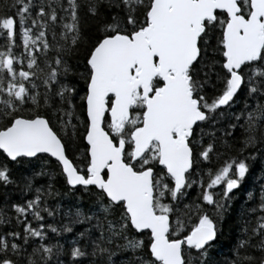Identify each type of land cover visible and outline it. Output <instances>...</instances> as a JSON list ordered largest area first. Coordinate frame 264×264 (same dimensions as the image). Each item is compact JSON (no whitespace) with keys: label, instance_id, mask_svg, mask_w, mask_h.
Returning <instances> with one entry per match:
<instances>
[{"label":"snow or ice","instance_id":"snow-or-ice-1","mask_svg":"<svg viewBox=\"0 0 264 264\" xmlns=\"http://www.w3.org/2000/svg\"><path fill=\"white\" fill-rule=\"evenodd\" d=\"M17 26L24 49L18 54L12 51ZM0 35L6 47L0 51V152L15 164L54 158L69 192L82 190L92 201L88 213L65 211L70 220L60 231L87 224L79 235L90 237L99 230L91 254L103 264H115L116 254L104 246L105 234L109 245L113 237L123 241L116 251L130 253L125 264H212L233 190L255 151L264 163V0H0ZM240 97L255 106L230 114L228 128L243 118L244 135L238 155L209 170L201 185L198 199L211 211L184 203L187 190L201 183L193 178L199 161L214 149L204 143L205 128ZM77 98L83 117L75 112ZM81 129L86 143L78 166L74 142ZM32 175L52 180L44 168ZM10 183L7 164L0 163V184ZM218 185L219 192L209 191ZM47 189L37 187L32 199L10 205L23 230L0 234V264H53L54 256L62 264V246L43 242L41 213L52 216L46 199L59 195L52 183ZM21 190H33L31 177ZM258 208L262 214L254 224L245 221V238L224 264H264V184ZM10 220L0 212V224ZM69 254L87 255L79 247Z\"/></svg>","mask_w":264,"mask_h":264},{"label":"trees","instance_id":"trees-1","mask_svg":"<svg viewBox=\"0 0 264 264\" xmlns=\"http://www.w3.org/2000/svg\"><path fill=\"white\" fill-rule=\"evenodd\" d=\"M43 3L47 4L48 0H42ZM66 6V3H65ZM83 22V18H82ZM88 24L95 23L94 21H88ZM27 27H31L30 22H26ZM87 26V25H85ZM33 33L36 29L33 27ZM59 27H56V31L59 32ZM49 44L53 43L51 34L46 36ZM20 46L17 47L16 45ZM5 37L0 35V51H6ZM22 42L19 39L18 26L14 29L13 37V48L14 53L23 52ZM54 53L52 51L48 52V56L52 57ZM26 68V64H25ZM42 91V89H41ZM245 104L249 106V109L255 106L254 101L249 98L247 101L243 97H240L237 102L233 105L231 109H228L225 116L220 118L215 125L205 128L206 135L204 136V143L213 142L214 149L210 153V158L207 161L200 160L198 167L196 168L197 176L193 177L194 179L199 180L201 183L193 184L191 188L187 190V196L184 199L186 204H197L200 207L204 208L207 211H211V206L206 205L202 199H198L201 185L205 184L207 181V173L211 170L213 173L216 169L222 166L223 162L231 157L238 155V150L241 147V140L243 139V130L239 127L243 123V118L236 122L237 127L234 129H229L228 125L232 122L231 113L240 112L242 108L245 107ZM75 112L81 113V102L77 98L75 105ZM75 122V121H73ZM2 123V122H0ZM77 131L74 150L76 152V157L74 158V163L78 166H83V145L86 143L82 141L80 132ZM231 133L228 135L227 133ZM257 149H260V145L257 144ZM251 149L245 150L243 152L244 156H248ZM46 156V154H44ZM262 152L260 150L255 151V159L249 161L250 168L248 174H246L244 180L242 181L238 189L233 190V199L230 202V206L227 209V215L225 217L224 223L222 224V234L216 245L210 251V258L212 264H224V261L231 259L232 249L234 248L238 239H244L245 234L242 231L245 221H250L252 224L255 223L256 217L260 216L262 213L259 211L258 205L261 196V185L264 184V163H262ZM0 163H6L9 169V176L14 183L8 185L0 184V212L6 213L7 216L11 217V220L7 224H0V234H3L7 231H17L21 232L23 230V222L20 224L16 223V215L10 205L12 203H23L29 199H32L35 194V188H42V192H46L47 185L52 183L54 190L59 193V195L48 196L46 199V204L49 207V210L55 209L52 216H48L47 213H41L44 217L43 223L45 225V244L52 243L53 245L59 244L62 246L61 254L58 259L62 264H103V261L100 256H93L92 251V238H95L99 235V230H93L89 236L81 237L80 232L84 231L88 227L87 224H70L72 228L71 232L60 231L61 226L69 222L70 217L64 215L65 211H69L72 208L79 207L85 213H88L92 201L86 194L82 195L81 191L69 192L68 186L64 182V178L58 174L56 170L54 159L51 158L50 161L45 160H35L33 159L31 163L27 164H15L11 161H7L0 152ZM160 167V166H157ZM42 168L47 169L52 174V180L49 181L47 176H36L33 177L34 171H40ZM25 177L32 178L33 190L31 191H22V186L25 182ZM221 186H215L214 188L209 189L211 192H219ZM65 192H69L68 195H64ZM252 192L255 199L250 200L247 193ZM164 202H168L165 200ZM43 206V204H42ZM253 207L257 208V211L251 212L250 209ZM183 209L181 208V214H183ZM174 220L175 217H172ZM27 220L31 222L33 227L37 226V221L33 220L30 216L27 217ZM195 220V216L192 217V220L185 218L186 223H191ZM51 224L53 227L57 228V232H51L47 226ZM250 235V233H249ZM35 239V238H33ZM257 238H254L253 243L256 242ZM107 234H105V243L104 246L109 247L116 254L112 257L115 264H125L130 253L116 251V246L122 244L123 241L118 237H113L112 243L109 245L106 243ZM41 241L38 239L36 243L39 244ZM31 243V241H30ZM71 247H79L82 250L86 251L87 255L80 258H73L70 256L69 251ZM31 251V248L28 249ZM254 255H259V253L253 249H249ZM57 257H53V264H55Z\"/></svg>","mask_w":264,"mask_h":264},{"label":"water","instance_id":"water-1","mask_svg":"<svg viewBox=\"0 0 264 264\" xmlns=\"http://www.w3.org/2000/svg\"><path fill=\"white\" fill-rule=\"evenodd\" d=\"M47 155V154H46ZM54 159V158H53Z\"/></svg>","mask_w":264,"mask_h":264}]
</instances>
